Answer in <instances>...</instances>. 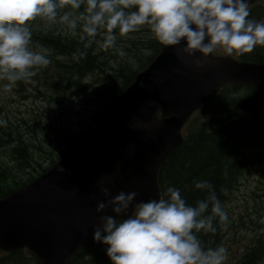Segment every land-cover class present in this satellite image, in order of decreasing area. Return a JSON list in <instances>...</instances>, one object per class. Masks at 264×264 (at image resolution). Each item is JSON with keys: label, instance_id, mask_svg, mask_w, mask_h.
Instances as JSON below:
<instances>
[{"label": "clouds", "instance_id": "9594fccd", "mask_svg": "<svg viewBox=\"0 0 264 264\" xmlns=\"http://www.w3.org/2000/svg\"><path fill=\"white\" fill-rule=\"evenodd\" d=\"M249 5V0H0V81L8 82L3 91L11 92L20 81L32 83L37 71L51 63L47 49L31 46L29 22L38 17L49 25H66L73 36L79 27L86 47L100 36V47L115 49L120 56L126 53L117 47L116 30L123 37L147 25L160 44L176 49L182 62L199 53L191 60L199 69L218 47L229 55L234 51L243 55L264 46V21L250 18ZM64 6L73 11L60 15ZM86 56L79 50L73 53L77 62ZM4 126L7 121L0 119ZM194 187L208 192L195 206L175 187L147 202H135V191L108 198L109 188L101 187L106 200L98 203L96 212L111 209L115 216H100L93 241L106 246L111 264H226L228 249L222 245L205 249L198 234L216 233L217 218L226 227L228 213L211 183L197 181Z\"/></svg>", "mask_w": 264, "mask_h": 264}, {"label": "water", "instance_id": "95a60500", "mask_svg": "<svg viewBox=\"0 0 264 264\" xmlns=\"http://www.w3.org/2000/svg\"><path fill=\"white\" fill-rule=\"evenodd\" d=\"M199 57L182 62L175 48L165 46L115 99L92 136L68 148L35 184L0 201V245L27 243L43 264H60L93 235L100 216H115L111 209L96 212L106 200L101 187L109 188L108 198L135 191V202L158 200V170L181 143L182 124L226 83L253 86L255 94L237 108L264 119V65L208 58L197 69L191 60ZM160 109L170 118L157 120Z\"/></svg>", "mask_w": 264, "mask_h": 264}, {"label": "trees", "instance_id": "16d2710c", "mask_svg": "<svg viewBox=\"0 0 264 264\" xmlns=\"http://www.w3.org/2000/svg\"><path fill=\"white\" fill-rule=\"evenodd\" d=\"M33 38L53 53L50 64L55 66L48 68L47 71L42 69L44 70L42 75L36 80L38 85L43 83L48 89L53 90L55 97L51 99L57 101L62 99L61 88L73 92L88 76L94 82L80 90L91 89L98 81L99 88L91 91L90 96L99 101L105 98L111 99L134 79L136 72L145 67L162 46L157 40L152 39L147 44L150 52L148 55L133 56L136 59L135 66L125 61V63L116 62L117 67L113 68L105 60L98 62L97 56L91 54L95 43L85 48L84 45L87 43L77 36H61L59 33L46 31L36 34ZM77 50L87 53L86 58L79 62L73 59V53ZM59 56L64 61L68 60L62 62ZM224 98L226 99V96ZM224 98H217L214 105L223 107L222 111L228 112L226 115L219 116L221 113L219 110L209 111L213 108L210 105L209 110L203 111L204 120L196 118L187 127L184 144L168 157L161 169L159 182L163 193H166L168 187L178 188L187 203L195 206L197 201L207 197L208 192L195 189L194 184L206 180L211 183L218 199L223 203L228 193L235 187L236 175L242 168L236 161L240 153L247 152L252 147H255V157L262 155V150L264 153V121L232 113L227 107L233 102L225 101ZM215 116L217 117L212 118ZM0 119L7 121V126L0 127V152L8 155L20 171L30 169L43 172L53 162L56 150L68 144L73 138L59 134L60 129L45 132L39 138L40 134L31 130L25 119L11 121L1 115ZM18 150L25 156L21 160L27 164L26 166L15 163L14 155ZM34 153L43 158L34 162ZM11 170L12 167L2 166L0 198L23 186V179L14 177ZM204 234L201 232L198 236ZM260 247L258 246L251 253H256ZM105 249L106 246L92 240L66 264H110Z\"/></svg>", "mask_w": 264, "mask_h": 264}, {"label": "rangeland", "instance_id": "374dc122", "mask_svg": "<svg viewBox=\"0 0 264 264\" xmlns=\"http://www.w3.org/2000/svg\"><path fill=\"white\" fill-rule=\"evenodd\" d=\"M40 21L41 22L38 21V23L49 26L46 21ZM51 25L53 26V24ZM119 37L120 36L117 35V40ZM84 46L85 48H88L86 47V44ZM221 50L224 51L222 48ZM98 52L99 50L92 48L91 54L95 56ZM117 60H119V58H117L116 61ZM100 61H102L101 58ZM114 61L115 60L113 58V63H115ZM113 65L116 67V64ZM7 83V81H0V103L3 105L4 113H11L17 116L24 115L30 124L40 127V129L35 132H39L41 130L48 131L50 128L57 127L58 124L56 123L71 121V115L77 109L76 102L79 100L77 97L74 98L68 107L66 104H58L56 108H51L45 100L37 95L36 92H32L31 96L26 99H22L19 95H16L13 88L11 92H4L3 87ZM99 85L100 83L96 81L88 91H95L99 88ZM89 108L94 109V106ZM85 113L86 111L83 110L82 115L84 116ZM69 128L71 132H73V130H77L74 129L70 123ZM24 157L25 156L21 154V151L18 150L14 155V160L17 164L25 166V163L21 160V158ZM2 160L4 161L6 159L0 155V161ZM260 162L264 164V160L260 159ZM246 174L247 175L241 181L238 190H233L223 204L224 208L226 209L227 207L228 209L226 212L228 213V217L230 219V225L234 229L233 233L237 232L236 239L241 241L240 243L234 245V249L249 243L255 234L260 232L264 233V208L260 207L264 203L257 202V204L260 205L257 207L249 204L251 191H255V197L264 201V174L259 170H256V168L251 169L250 172H246ZM229 200L232 201L227 206ZM217 220L218 218L215 222ZM200 241L201 245L205 249L218 247L217 244H214L212 233H207L205 239ZM258 252L260 254L264 253V242ZM262 264H264V262Z\"/></svg>", "mask_w": 264, "mask_h": 264}, {"label": "bare ground", "instance_id": "6f19581e", "mask_svg": "<svg viewBox=\"0 0 264 264\" xmlns=\"http://www.w3.org/2000/svg\"><path fill=\"white\" fill-rule=\"evenodd\" d=\"M98 62L100 61V56L98 54H96ZM94 71V70H93ZM224 148V147H223ZM231 153V151H230ZM261 160H264V153L262 150V155L259 156ZM27 164H25L26 166ZM239 170V169H238ZM242 170V168H241ZM236 186V185H235ZM236 188L234 187L227 195L226 199L224 200V202L222 203V205L225 203V201L228 199L229 194L235 190ZM215 223V221H214ZM207 236V234H204L203 236H198V238L200 240H204L205 237ZM260 256V253L257 251L256 253H248L246 254L241 260L237 261L235 264H256L258 258Z\"/></svg>", "mask_w": 264, "mask_h": 264}]
</instances>
